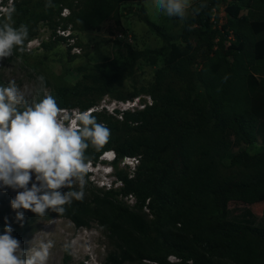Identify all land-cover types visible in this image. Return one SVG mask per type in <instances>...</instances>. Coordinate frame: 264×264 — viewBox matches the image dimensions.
Instances as JSON below:
<instances>
[{
  "label": "trees",
  "instance_id": "1",
  "mask_svg": "<svg viewBox=\"0 0 264 264\" xmlns=\"http://www.w3.org/2000/svg\"><path fill=\"white\" fill-rule=\"evenodd\" d=\"M146 1L52 0L51 7L47 0L15 3L11 23L27 26L28 38L22 51L14 48L4 59L26 62V43L39 24L54 29L61 7L70 8L74 30L85 33L117 21L121 6L131 9ZM220 6L225 23H219ZM138 15L161 41L158 49L136 51L124 45L125 61L104 65L110 73L97 69L72 88L56 86L48 93L60 108L80 111L105 96L148 95L149 107L121 121L92 113L111 133L103 148L86 150L90 162L108 151L117 159L140 156L136 175L127 179L117 172L123 181L119 192L87 186L84 199L65 205L63 214L49 210L41 217L25 211L22 222L10 206L13 194L0 189V231L7 221L21 242L39 221L61 218L76 228L95 224L101 230L108 244L103 264H264V216L257 218L251 209L264 202V0H197L183 20L178 18L183 23L178 35L164 33L143 10ZM60 44L50 40L42 48ZM78 45L84 51L79 40ZM160 58L163 65L152 85L131 92L123 86L139 60L155 66ZM257 142L253 154L244 148L233 152ZM119 194H132L135 208L127 207ZM145 205L151 218L142 212ZM169 256L180 262L170 263Z\"/></svg>",
  "mask_w": 264,
  "mask_h": 264
},
{
  "label": "clouds",
  "instance_id": "2",
  "mask_svg": "<svg viewBox=\"0 0 264 264\" xmlns=\"http://www.w3.org/2000/svg\"><path fill=\"white\" fill-rule=\"evenodd\" d=\"M157 3L166 16L181 20L190 6V0ZM51 6L52 0H47L46 7ZM13 12L7 9L6 20H0V60L14 48L22 51L28 38L27 26L11 23ZM38 80L43 88L44 77ZM110 133V126L98 122L92 110L60 108L52 95L33 103L15 81L0 85V189L16 191L10 201L15 220L22 222L25 211L41 217L49 210L61 215L65 205L83 200L90 167L86 150L103 148ZM63 188L68 190L60 191ZM12 233L6 221L0 231V264H47L52 241L41 240L25 251Z\"/></svg>",
  "mask_w": 264,
  "mask_h": 264
},
{
  "label": "rangeland",
  "instance_id": "3",
  "mask_svg": "<svg viewBox=\"0 0 264 264\" xmlns=\"http://www.w3.org/2000/svg\"><path fill=\"white\" fill-rule=\"evenodd\" d=\"M195 1L197 0H190V5ZM140 10H143L149 21L159 26L164 33L169 35L181 33L182 21L176 17L166 16L159 8L157 0L146 1L131 9L129 6H121L117 21L103 23L98 28L85 33L77 32L78 39L84 48L81 56L70 59L71 55L62 45L46 51L42 45L48 42H42L39 48L30 53L26 62L0 60L2 85L7 86L9 81H15L19 87L30 94V102L34 103L48 95L56 86L72 88L83 75L93 73L97 69L110 73V68L104 65L106 63L121 65L126 56L124 45H129L136 51L158 49L162 43L148 26L140 21L138 15ZM188 12L189 8L186 13ZM243 13L244 11L241 14ZM218 17L219 23H225L227 15L223 11V6L219 8ZM38 28L42 26L39 24ZM117 29H122V32ZM191 42L194 44V38H191ZM162 65L161 58L157 60L155 66L139 60L134 74L123 82V86L130 92L147 88L153 84L155 73ZM41 76L44 77L43 88L40 87L38 80ZM258 143L254 147L236 148L233 152L244 148L245 151L253 154L258 150ZM85 179L86 187L97 189L88 181L87 176ZM74 187H78V184ZM1 191L16 195V191L10 188L1 189ZM251 209L257 218L264 216V202L253 205ZM41 240L44 242L50 240L54 245L50 250L47 264H103L108 251L107 239L95 224L89 228H76L70 221L61 218L39 221L32 234L20 242L21 248L28 251L31 244L34 246ZM67 253L69 260L65 262Z\"/></svg>",
  "mask_w": 264,
  "mask_h": 264
},
{
  "label": "built area",
  "instance_id": "4",
  "mask_svg": "<svg viewBox=\"0 0 264 264\" xmlns=\"http://www.w3.org/2000/svg\"><path fill=\"white\" fill-rule=\"evenodd\" d=\"M20 1L23 0H0V17L6 14L7 9H14L15 3ZM70 16V8L61 7L55 20L56 26L54 29H51L46 22L41 23L40 26L42 28H38L36 36L26 43L25 52L32 53L40 47L42 42L59 39L60 45L66 49L69 55L75 57L81 56L83 51L78 45L77 32L68 21ZM151 104L152 100L148 95H136L132 98L120 100L105 96L89 110H92V113H105L121 121L125 114L141 112ZM140 160V156H124L116 160L114 152H105L99 157L98 161L90 162L89 171L86 176L88 181L101 191L119 192L123 188V181L118 177L117 172H123L127 179L134 178L139 168ZM118 199L130 209L135 208L136 199L132 194L124 196L119 194ZM147 203L148 201H146V205ZM146 205L142 208V212L151 218L152 216ZM168 261L170 263L180 262L174 256H169Z\"/></svg>",
  "mask_w": 264,
  "mask_h": 264
}]
</instances>
